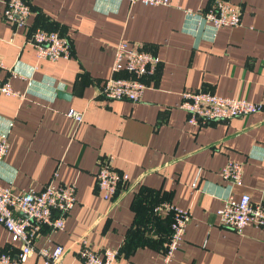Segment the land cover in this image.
<instances>
[{
    "label": "crops",
    "instance_id": "obj_1",
    "mask_svg": "<svg viewBox=\"0 0 264 264\" xmlns=\"http://www.w3.org/2000/svg\"><path fill=\"white\" fill-rule=\"evenodd\" d=\"M211 1L150 6L128 0H28L31 13L23 28L4 19L0 0L5 65L0 81L23 93H0V132L9 129L0 186L19 192L41 190L50 181L76 185L77 202L64 229L51 233L43 226L37 247L50 237L65 249L64 264H83L78 251L85 240L94 251L116 250L112 264H161L171 216L164 210L156 215L152 208L169 201L191 211L171 264H264V228L249 225L239 233L217 215L229 192L264 203V0H224L241 7V25L220 27L215 34L210 26L187 20L183 11L208 8ZM37 26L67 36L70 57L37 59L28 32ZM121 39L142 44L160 60L144 78L146 88L136 102L100 93ZM198 89L263 107L244 118L194 126L179 103L182 92ZM71 108L82 112L80 123L67 116ZM107 156L128 178L109 200L96 185ZM229 160L242 163L240 184L221 176ZM18 250L0 224V253L14 256ZM21 264L43 261L33 254Z\"/></svg>",
    "mask_w": 264,
    "mask_h": 264
},
{
    "label": "built area",
    "instance_id": "obj_2",
    "mask_svg": "<svg viewBox=\"0 0 264 264\" xmlns=\"http://www.w3.org/2000/svg\"><path fill=\"white\" fill-rule=\"evenodd\" d=\"M128 1L150 6L170 5L169 0ZM183 11L187 20L194 19L199 28L210 26L214 34L220 27L241 25V7L224 0H212L205 9L184 8ZM30 13L28 0H4L3 17L15 27L25 28ZM28 32L29 42L35 50L37 59L56 61L70 57L69 38L58 30L37 26ZM159 62V57L146 50L142 44L119 40L114 48L112 74L105 80L100 93L110 100L139 101L146 88L144 78L155 72ZM0 67L5 68L1 60ZM119 73L123 75H118ZM0 93L23 97V93L14 90L7 81H0ZM181 96L179 108L187 114L186 122L194 126H203L212 121L233 117L244 118L263 107L261 102L222 96L201 89L186 90ZM66 114L76 123H80L83 119L82 112L73 108ZM8 132L9 129L0 132V162L9 147ZM220 173L230 185L240 184L242 163L229 160L221 168ZM56 175L57 173L54 172L53 177ZM199 175L200 170L197 171L193 186L197 185ZM127 179L125 173L119 172L113 166L112 156L101 160L96 173V185L104 199L109 200L116 196L127 183ZM76 202V185L73 183L50 181L41 190L23 189L19 192L12 191L10 187L0 186V224L8 231L10 241L19 244L18 253L14 256L8 252L0 253V264H21L33 254H37L43 264H64L65 249L62 245L53 244L50 237H47L46 242L39 247L35 244L43 226H47L51 233L64 229L65 218ZM161 210L171 216L170 232L163 243L161 264H171L175 251L184 239L187 224L191 219V211L169 201L156 204L152 208L156 215ZM217 215L222 225L239 233L249 225L264 228V203H253L248 194L235 198L229 192L223 199V206L217 211ZM78 254L83 264H112L118 252L110 248H105L102 252L94 251L83 240Z\"/></svg>",
    "mask_w": 264,
    "mask_h": 264
},
{
    "label": "water",
    "instance_id": "obj_3",
    "mask_svg": "<svg viewBox=\"0 0 264 264\" xmlns=\"http://www.w3.org/2000/svg\"><path fill=\"white\" fill-rule=\"evenodd\" d=\"M58 94H59V95H63V96H66V95H67V93H65L63 90H59V91H58Z\"/></svg>",
    "mask_w": 264,
    "mask_h": 264
},
{
    "label": "trees",
    "instance_id": "obj_4",
    "mask_svg": "<svg viewBox=\"0 0 264 264\" xmlns=\"http://www.w3.org/2000/svg\"><path fill=\"white\" fill-rule=\"evenodd\" d=\"M52 30V29H51Z\"/></svg>",
    "mask_w": 264,
    "mask_h": 264
}]
</instances>
